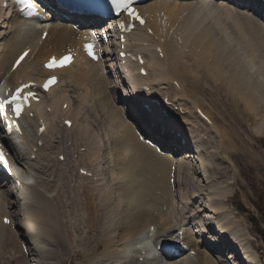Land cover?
<instances>
[{
	"label": "bare ground",
	"instance_id": "bare-ground-1",
	"mask_svg": "<svg viewBox=\"0 0 264 264\" xmlns=\"http://www.w3.org/2000/svg\"><path fill=\"white\" fill-rule=\"evenodd\" d=\"M142 9L145 13H153L154 15H157L159 17V20H161L162 18H166V20L160 21L163 25L172 24V22L175 25H177V28H178V31H179V34L182 40V47H183L182 52L175 51L173 49H166L165 51L166 61L164 62L160 61L154 55V53L150 52L148 56V60H149L148 67L151 71L154 72V74L152 75L153 79L155 78L154 81L164 76V72H165L164 65L166 66V68L168 65L169 73L177 74L179 77L184 78L183 80L186 82L185 84L189 83V79L187 78L186 72H188L189 75L191 72H194V74L201 73L202 76L205 78L203 79L202 77V79L205 81L206 80L208 81V78H209V80L217 79V81L222 82L219 87H214V89H219V88H222L223 86L225 93L232 95V97L241 95L240 97L242 98V100L245 103H247L248 106L253 107V110L254 109L256 110L257 114L255 113V115L257 117L260 116L259 112L257 111V107L258 108L264 107L263 106L264 79H257L256 77L257 75H255V73L260 72V77L264 76V23H263L264 18H259V16L257 15L255 11H249L251 7H249V9L248 8L243 9V6L241 4H237V6L236 5L234 6L231 3L227 2L226 0H151L147 4L143 5ZM159 11H164L166 14L164 15L163 13ZM0 12L4 13L5 10L0 8ZM6 17L7 16L3 15V23L7 22ZM28 24L29 22H27L26 20H20L15 17L12 18L11 21L8 20L7 25L0 24V78L3 77L4 74H6V72L10 69L13 57L23 47L25 35H28L29 38H34L32 41L33 51L35 52V50L41 49L43 54H46L47 52L45 48L49 49L50 47L52 49L62 50L63 48L66 47L68 42L71 41V35L73 34V31L67 28L70 25H60L59 23L50 24V26L48 27L49 35L47 39H45L43 42H40L39 41L40 30L38 31L35 26L31 27L29 30L28 29L25 30L24 26ZM232 25L236 26L237 30H235L234 28L232 29ZM223 27L224 29H226V31L221 29ZM137 37H138L137 41L139 45H142L143 43L141 40L145 39V35L140 32V33H137ZM244 47L245 49L242 50ZM247 47L253 50V54H252L251 60L249 62L244 63L241 59L242 58L241 51L248 52L249 49ZM182 54H186L187 59L190 62V65L188 66L187 71H184L181 69L180 58L182 57ZM255 54L259 61V65L258 64L256 65V61L252 62V58ZM77 61L79 62V60ZM35 63H36L35 57L32 54L29 55L24 60L22 65L16 71L11 73L8 79H12L14 77L18 78L20 75L22 76L23 79H26V78L36 77L37 74L46 75V74L51 73L48 71L38 69L40 67L37 68V64L35 65ZM73 69H78V70L76 73H74ZM96 70H97V67L94 65L88 66L85 70H83L81 66L75 68L74 65L68 68L57 70L56 73H58L61 76V78H60L58 85L53 89V91H50L49 94L55 93L57 96V93H60L59 88L61 87V84L63 85L64 82L66 81H67L66 85L71 86L73 88L74 87L77 88L78 84H76V82L78 81V79L81 80V84L88 85L90 83L97 90L95 91L93 96L92 94L90 96L86 94L82 95V97L77 101V105H75L74 99H69L70 95L67 93H65L67 96L63 94L62 96H57V97L53 96L51 99V106H53L54 109L58 113H60L61 115L68 114V113L72 114L73 125L71 126L70 129H74V128L76 129L74 130L79 133L78 137L80 136L81 138H78V137L77 138L74 137V138L80 141H84L85 144L88 146V152L92 151L91 145L95 146V149H97L98 153H100V150H102V147L100 146V143H99L100 140L98 139L100 132L97 128H95V123L92 121V117H89V116L84 117V119H86L87 121L86 124H83L80 121L83 117L81 115L82 111L83 109H86L88 101L93 100L92 103L94 106H96V108L93 107L91 110L93 109L97 110L98 109L97 106H99V107H102L101 109L103 113L110 114V117L106 114L107 116L106 118L108 119V122H111L110 126H112V124L114 123L113 120L116 118V116H114L113 113L115 112V115L118 116L119 121H118L117 126L119 127H115L116 131L113 130L112 134L110 132L111 127H109L105 136L107 137V139H109V136L112 137V135L115 138L114 140L115 144L114 142L111 143L114 145L110 147L111 150H109V154L111 156H109V159L110 160L113 159L116 168L119 169L117 170V172L118 171L119 172L117 173L115 171L116 169H114V166H113L114 164H112L111 167H113V170L115 171V173H117V175L111 174L110 177H111V180L113 181V184L117 183L116 181H118V184L121 182L123 183V185L121 184L122 186L118 187L119 190L121 189V192L119 193L120 196H118V199H116V203H113L115 200V197L117 198V196L114 197V194L111 191V187H109L110 186L109 183H107L105 187L103 186L102 187L95 186V187L98 190H101V195H102L101 198H103L104 200V204L103 202L101 203L99 202L101 204L100 207L106 205L105 210L108 208L109 211H111L112 209V213L111 212L106 213L108 214V216L110 215L111 217H113L114 215L116 216L122 213L124 215V218L126 216V218L130 219V221L125 220V223H124L125 225L121 224V225H124L125 231L130 236L128 238L127 237L122 238L128 241L127 247L122 248V249H126V253H124L123 257H130L131 254L135 255L133 251H136V245L140 247L142 246L145 248L150 247V245H152L151 240H152L153 249H154L164 240L173 239L176 231L180 228L182 229L184 228L185 232L183 234V243H184L183 245L189 247V249L195 250L197 254L196 256H192L190 254L188 258H185V260L184 259L180 260V263H183V264H221V263H218L217 260L213 259L211 254L205 248L204 249L201 248V246L203 245L201 241L195 237L196 235L194 236L193 233L195 232H190V230L187 228V224L189 223V221L188 223H181L180 221L181 224H178V225L174 223V226H177L176 228H173V227L171 228L169 226H166L172 223L171 218L168 217V213L170 212L168 208L171 205V193H172L171 192L172 184L169 181L170 179L169 176L171 177V174H173L174 176L173 175L172 176L174 177V179L175 177L178 179L177 181L178 183L179 181H182L183 183L186 177H189L186 171H189L195 177L196 174H199L197 170H195L197 167L198 169L201 170V172H204L205 174L207 172L208 174L209 173L208 170L210 168H208L207 162H211L212 164H215V163L216 164L213 166V169H212L213 171L212 170L210 171L214 173L216 177H223L224 173L228 174V171H226L224 166H219L220 163L218 162L217 154H219V158L221 157L220 160L223 159V157L225 156V153L230 154L232 150L230 148L231 140L227 138V134L224 133L223 130H219V148H221L220 152L219 153L217 152V154L215 155L213 154V152L206 151L205 157H201L200 155V159H202V162H200L201 164L195 161L196 159L195 151L189 150L188 147L186 148L187 150L184 149L180 153V154H183L184 156L183 157L179 156L181 159H180V162H178V164H177V161L171 156L165 157V156L158 155L157 152L152 147L144 143H141L138 140L137 129L135 128V126L131 122L125 119L124 115H122V113L119 111L121 110L120 108L118 110V108L115 105H112L114 101L111 100L108 93L109 92L111 93V91L113 93L114 90L113 88H108V87L110 86L116 87V86L112 85L111 84L112 82L108 78L104 80L99 75H96L95 77V75L93 74L98 72ZM23 71L26 72L24 75H22ZM198 76L200 75L198 74ZM69 81L73 83L70 85ZM84 82H87V83H84ZM103 82H106L108 84L110 83L107 87L108 88L107 90H105L103 87L100 86V83H103ZM182 84L183 86L185 85L184 83ZM193 86L198 88L199 84L192 82V86L190 87L193 89ZM211 86H214V85L211 84ZM78 88L81 89L82 91L89 90V88H87L86 90V88H82L80 86H78ZM98 89H99V92H98ZM186 89L189 90L188 88ZM98 94L101 95L100 99H94L93 97L97 98ZM59 101L61 102L60 105H59ZM66 102L68 104V107L66 108V110L60 109L61 105ZM109 105H112L113 110H114L113 113L108 112V110L110 111V108H107ZM197 106L198 105H195V108H197ZM71 109L72 110L74 109V111L72 112ZM204 112L207 114L209 119L212 121L211 126L208 123L201 120L198 116L197 117L195 116V119H193V121L196 122L197 125L199 124L200 127H207L209 125L211 128V131L215 133L216 132L215 128L217 127L215 124L217 123L215 118L211 117V113L209 111L204 110ZM179 117L180 116H178L177 118ZM97 118L102 120V117L99 116V114L95 116V120ZM27 120L29 123H31V125H33V122H34L33 118L28 117ZM191 121H192L191 119L189 120L187 119L185 120V124L190 125L189 124L190 122L191 123L190 126L194 128L193 130L191 128H188V130H189V135H191V137L193 138V143L196 146L195 149L199 151L202 146H203L202 149L203 148L208 149L205 143H207L210 146L209 148H211L210 140L211 138L213 139V136H211L209 140L206 139L208 141L201 139V142H202L201 143L199 139L200 138L199 135L201 134V132L199 131L200 127L192 126L193 121L192 122ZM202 121L204 123H202ZM88 122H92L93 125L90 123L88 124ZM260 124L261 125L264 124V117H261ZM171 125L173 127L180 128L179 125H177V123L175 122H172ZM48 127L50 128V130H48L47 133L45 134L47 135L45 144L48 141V136L50 134L54 136L53 133H51V127L50 126ZM67 132L68 131H65V133ZM72 133L73 135L75 134L74 132ZM34 134H36V130ZM64 137H66V135ZM33 138H34V135L33 136L28 135L26 139L23 135L20 137L23 145L25 146L24 148L22 145L21 151L23 153V156H21V161L23 165H26L28 168H31L33 172H35L34 184L21 181L22 190L19 192H21L20 194L23 195L24 201L28 202L26 204L27 206L26 209H24L25 217L22 219V224L24 225V228H25L24 232L26 234L25 233H22V234H24V236H26V238L29 239L30 241L35 240V242H37L38 240L36 238L37 234L39 233L46 234L47 236H50L51 238H54V239L56 238V240L59 239V241L57 242H62V244H64L66 239L63 237L62 232L60 234L59 233L60 230L57 231V230H54L53 228V227L58 228L57 225L52 226L53 229L41 227L42 225H38L40 223H46V221L44 219L42 222L41 221L38 222V220L42 219L41 214H40L41 210L32 205L33 203L32 199L34 198L31 195L42 194V191L40 189L41 187H39V185L41 184V181L37 183V181L43 177L40 175L42 173L41 171L46 173V175L42 173L44 176L49 177V174H52V171L50 172L49 167L45 168L44 165L43 167L42 163L44 162L46 164L47 160H51L53 158V157H51V159L50 157L45 158L48 155L46 154L45 144H43L41 148L38 149L39 150L37 152L38 159L36 161L31 160L30 155L34 152L33 150L34 147H32L33 145L30 144V142L32 141ZM27 144H29V146H26ZM59 148H60V145H59ZM61 149H62V146H61ZM59 154H60V149H59ZM201 154L203 155L202 152ZM41 156H45V157H43V159L40 160ZM124 156L125 157L127 156L128 158L127 157L124 158ZM92 157H94L93 154H92ZM44 159L46 160L43 161ZM96 160H98L99 162V160L101 159H98L96 157ZM191 161L193 162V164L190 165ZM54 162L56 161L53 158V160L50 161V165L54 164ZM30 166H34V168ZM108 169L110 170V165H108ZM145 172L147 174L148 172L152 173L153 175V177H151L152 182L149 179L150 177H145L146 179L148 178L151 183H148L149 180H145L143 178V176L145 175L144 174ZM119 175H121L122 177L121 176L119 177ZM51 177H54V174H52ZM123 178L125 179V183H124V180L121 181V179ZM209 178H211V186L208 185V188L209 189L211 188L210 190L211 193L209 194V201H206L205 203V206H207L209 211H206L204 209L205 207L204 208L202 207V210L199 207H197L196 209L194 208L195 202L197 204V200L200 201L201 199L200 197L201 192L198 191L199 192L198 193V192L193 191L192 192L193 196H191V198L194 197L195 199H197L196 201H193L191 199L190 201H188V198L186 195L178 196V198L180 197L183 201H182V209L181 210L177 209V210L182 212L185 202L189 203V208L183 214H174L173 221L175 219L177 220L179 218L184 217L187 212L189 211L192 212L191 210L193 209L196 211V214L203 212L204 210H205L204 212L205 214L207 212H210L211 215L215 214L218 217L216 219V223L218 224L220 233L226 232L230 234V236H232V238L236 240V245L239 244L240 249L246 248L245 250L248 253V255L246 256V259L250 261V263L252 261H255V258L253 257L250 249L247 247L243 239L245 236L242 237L243 234L241 233H243L242 231L243 228H241V224H242L241 221H238V218L236 219V217L232 215L231 210L227 209L228 205L226 203L229 198L227 195V192L229 193L228 191L229 186L223 189L219 188L218 186L219 184L214 183V179L212 178V176L211 177L209 176L207 180ZM196 180L194 179L193 181H196ZM172 182H176V181H172ZM29 189L30 191H28ZM90 189H93V187ZM118 189L117 191H119ZM14 190L18 191L17 189H14ZM2 191L3 190L0 187V193ZM151 194L157 195L158 198L157 196H152L155 199H152V197L148 198V195L150 196ZM43 195L46 197L47 201L44 199L45 197L43 198L44 200H40V201H43L44 204H46L45 202H47V204H51V201L49 200V198H47V195L45 194ZM60 196L62 195L60 194ZM60 196H57L58 199ZM74 196L76 199L78 198V196L77 197L76 195ZM54 198L56 199V197ZM172 198L174 201L173 195H172ZM36 200H38L37 197H36ZM162 201H165L164 206H162L164 204V202ZM122 202H124L125 210L123 209V211H119L118 208L121 206L120 203ZM5 204L8 205V202H6ZM173 205H174V202H173ZM200 207H201V204H200ZM115 209H118V212H113L115 211ZM30 210L32 211L34 210V211L31 212ZM177 210L175 208V211ZM34 212L35 213L37 212V214H35ZM156 212H158L159 215L158 214L157 215L160 216V218H163V221H164V223L161 226L160 231L158 230V227L160 228V226H158V219L154 220ZM122 214L121 216L123 217ZM198 216H197V219H198ZM204 216L208 218L207 215H204ZM200 217H201V214H200ZM205 217H203L202 219V222H203L202 225L200 224L202 226L201 231H204L205 233H207L208 231L211 232V229L208 227L207 223L205 222ZM212 218L213 216H211V219ZM176 220L174 222H176ZM129 222H130V225H129ZM152 225H155L157 227H155L154 229L152 228ZM113 230H118V229L117 227L116 228L114 227ZM157 231H159V234L161 235L155 233ZM162 231L164 232L166 231V232L160 233ZM6 232L8 233L10 242L13 241L14 239L12 238L14 237V235H12L11 229L0 225V235L2 234V236H4L5 234H7ZM9 233L11 236L9 235ZM124 233L123 235H126V233L125 234ZM141 234L142 235L144 234L142 238H140ZM202 234H201V238H202ZM2 236H0V239L2 238ZM116 236H119V234H116L115 236L113 235L112 236L113 239ZM152 236L155 237V241H153ZM103 237L104 236H102V238ZM112 237H110L111 239L109 237H105V239L108 241V238H109L110 241L111 240L113 241ZM139 238L141 241L137 242ZM133 241H136L135 244H131ZM35 242L31 241V244L36 245ZM100 242H101V239L99 240V243ZM110 243L112 245L113 242H109L108 244ZM100 244H103V243H100ZM207 247L212 251H214L215 249L211 243H209ZM32 250L33 249H31L30 251ZM120 250H118L119 252L115 251L114 253H116V255L114 254L112 257L118 256L119 253H121ZM106 251H110V249H107ZM106 254L108 255V253ZM106 254H104V256ZM111 254H113L112 251H111ZM137 254L135 256H137V259H138L139 255ZM31 255L34 256V254H31ZM121 255L122 254H120V256ZM120 258L123 259L122 257ZM43 259L45 260V258ZM128 259L126 260L125 258V261L127 262ZM32 261H36V260L32 259ZM115 261H112V263L110 264H113ZM133 261L134 260L130 259L128 262L129 263L132 262L131 264H133ZM137 263H138V260H137ZM152 263H153V260H152ZM41 264H44V261H42Z\"/></svg>",
	"mask_w": 264,
	"mask_h": 264
},
{
	"label": "rangeland",
	"instance_id": "rangeland-1",
	"mask_svg": "<svg viewBox=\"0 0 264 264\" xmlns=\"http://www.w3.org/2000/svg\"><path fill=\"white\" fill-rule=\"evenodd\" d=\"M233 28L235 30H237L236 26H234V25H232V29ZM221 29L226 31V29H224V27ZM247 48L249 49L248 52L241 51V53H242L241 59L244 63L249 62L251 60V57L253 54V50L249 47H247ZM244 49H245V47L242 50H244ZM253 61H256V65L257 64L259 65V61L257 59L256 54L252 58V62ZM185 71H187V70H185ZM186 73H187V78L189 79L190 86H192V82L199 84L198 88L193 86V90L194 91L196 90L195 96L197 98V102L201 105V107L204 106L207 110H209L211 112V117L212 118L214 117L216 119V122L219 123L218 124L219 127L215 128V131H216L215 133L218 134L217 135L218 138H219V130H223L224 133L227 134V138L231 140V142L229 141L231 143V146H230V148L232 149L231 153L230 154L225 153V156H228L231 159V162L237 164V166L240 168V172L242 175L243 182H241L242 184H238V185L233 182L232 173L230 172V168L228 167V164L224 163L223 159L221 161L219 158V154H217V152L218 153L220 152V149H219V151L217 149V140H216L215 136L210 134L209 137L213 136V139L211 138V140H210L211 148H209L210 146L207 143H205V145L207 146L208 149H204V148L202 149L203 146L200 148V150H199L200 154H201V152L203 153V155L201 154V157H205L206 151L213 152V154H215V155L217 154L218 162L220 163L219 166H224L226 171H228V174L224 173L223 177H216V175L214 173H212L209 169L208 174H207V172H206V174L204 172H202L205 176H201L200 174H196L194 177V175L192 173H190L189 171H186V173L189 175V177H186V179H185L186 181L184 180L183 183H182V181H179V183H178L177 182L178 179L176 177L174 179V177H173L174 175L171 174L172 179L169 176V178H170L169 181L172 184V190H171L172 193H171V205L168 208V210L170 211L168 213V217L171 218L172 223L169 225H166V226H169L171 228L172 227L176 228L177 226H174V223L178 225L181 223H188V221H189V223L187 224V228L190 230V232H195V233L196 232L197 233L202 232L201 231L202 230L201 225L203 223L202 219L205 216H203L201 219H199V217H200L201 213L205 212V210L203 212L196 214V211L193 209V210H191L192 212H190V211L187 212L184 217L179 218L177 220L175 219L176 222H174L175 220L173 221V215L174 214H183L189 208V203L185 202L183 211L181 212V211L177 210L176 206L179 203L178 202V199H179L178 196L179 195L180 196L186 195L188 198V201H190L192 192L193 191L194 192L200 191L201 192L200 193L201 199L199 202H200V204H202L204 206L206 201H209V193L211 192L210 191L211 188L210 189L208 188V185L211 186V178H209L208 180H207V178L209 176L210 177L212 176V178L214 179V183L219 184L218 185L219 188L223 189V188L229 186V189H228L229 193L227 192V195L229 197L228 204H233L235 206L233 208V210H231L232 215L235 216L236 219L238 218V221H241V223H242L241 228H243L242 229L243 233H241V234H243L242 237L245 236L243 239H244L247 247H250V248L252 247L253 249H256L257 251H253L254 257H256V259H260L259 260L260 264H264V241L262 240V237L259 234L260 231L264 232V124H262V125L260 124L261 117H264V107H262V108L257 107V111L260 114V116L257 117L255 115V113L257 114L256 110L255 109L253 110V107L248 106L247 103H245L242 100V98L240 97L241 95H237L235 97H232V95L225 93L223 86H222V88L214 89V87H219L222 82L217 81V79L209 80V78H208V81L207 80L205 81V80H203L205 78L202 76L201 73H195L197 79H195V77H193V76H191L189 78V76H190L189 73L188 72H186ZM198 74L200 76H198ZM93 75H95V77H96V75H99L104 80L107 79L106 77L102 76L99 72H96ZM255 75H257L256 76L257 79H264V76L260 77V72L259 73L256 72ZM202 77H203V79H202ZM97 80H99V79H97ZM72 83L73 82L69 81L70 85ZM84 83H87V82H84ZM65 84H67V83H64V87H62V90H60L61 92L64 91V89H67L70 87L68 85L65 86ZM76 84H78V86H80L82 88H87V84L86 85L81 84L80 79H78ZM109 84L106 82H103V83H100V86L103 87L105 90H107L108 88H113V90H115L114 89L115 87H112V86L108 87ZM211 84L214 86H211ZM89 88L93 92L94 86L92 84H90ZM69 93L71 96H74L76 94L79 95L80 93H82V90L77 88L74 91H70ZM171 93L175 97H177L175 92L173 93L171 91ZM61 94L62 93H57V96H59ZM65 96H67V95L65 94ZM79 97L77 99H74L75 105H77V101L79 100ZM92 105H93V103L88 101L86 109H83L82 114H81L83 116L82 119L80 120L81 123H83V124L87 123V121H86V119H84V117H86V116L90 117V115H91L90 111L93 108ZM263 106H264V103H263ZM113 114L115 115V112ZM122 115H123V113H122ZM115 116H116V118L113 120L114 123L112 124V126H110V123H108V121L104 120L103 116H102V120L101 119L96 120V121H95V119L93 120V122L96 124L95 128H97L99 130L100 135L102 134L101 136L99 135V137H98V139L100 140L99 143H100V146L102 147V150H100V153H98L97 149H95V146L91 145V149H92L91 152L94 155V158L97 157L98 159H101V160H99V163L102 166L99 164V167H97V169L99 170V173H100V170L102 169V172L100 173L101 180L106 179L107 183L110 184L109 187H111V191L113 192L114 197L117 196V198L115 197V200L113 203H116V199H118V196H120L119 193L121 192V189L119 190L118 187L123 185L122 182L119 183L120 184L119 185L118 181H116L117 183L113 184V181L111 180V177H110L111 174L117 175V173L119 172V171L117 172V170H119V169L116 168L113 159L112 160L109 159V156H111L109 154V150H111L110 147L115 144V142H114L115 138L113 137V135H112L113 138L111 136H109V139H107V137L105 136L109 127H111L110 128L111 134H112L113 130L116 131L115 127H119V126H117L118 121H119L118 116L117 115H115ZM89 123L93 125L92 122H88V124ZM202 123H204V122L202 121ZM189 124L191 125L190 122H189ZM198 126L200 127L199 124H198ZM56 128L59 131V127L57 126ZM203 128H204V131L202 133H206L207 128L206 127H203ZM57 129H55V130H57ZM74 129H70V130L75 133L74 134L75 136L73 135V133L71 131L67 134H65L63 131H59V133L61 134V138L66 135V137H64V141L62 143L60 142L62 149H61V147L59 148L58 142L55 143L56 140H54V136H52L50 134L48 136V141L45 144L46 154L48 156L47 157L41 156L40 160L43 159V157H45V158L50 157V159H51V157H53L55 155L58 156L59 155V149H60V152H61V150L64 151V149L72 150V147H66L65 141L67 139L70 142V141H72L73 137H75V138L78 137L79 133L75 131L76 129L75 130ZM256 129L260 132V135ZM255 132H258V133H255ZM94 133H95V131H94ZM78 138H81V137L79 136ZM199 139L201 142V136ZM206 141H208V140H206ZM113 142H114V144H111ZM70 156H71V154L69 155V157ZM126 157L124 156V158H126ZM45 160L46 159H44L43 161H45ZM51 160H53V158ZM51 160H47L46 164L43 162L42 166L44 165L45 168H48L50 166ZM201 162H202V159H201ZM213 163H215V162H213ZM66 164H68L67 169L70 170L68 179H67V176L62 174L61 173L62 171H60V170H63V168H64V166H63V167H60V169H58V170L56 169L57 172L52 171V174H54V177H51L52 174H49L50 178L48 176H44V175H46V173L41 171L44 175L41 173L40 175L43 177L37 181V183H39V181H41V184L39 185V187H41L40 189L42 191V194H39V195L40 196L43 194L47 195V198H49V200L51 201V204H47V202H45L46 204H44L43 201H40V200H44V199L47 201V199L44 195L41 197L38 194L31 195V196H33V198H34V199H32L33 200L32 205L41 210L40 214H41L42 219L39 218L41 220H38V222H40V221L42 222L44 219L46 221V223H40V224L37 223V224L42 225L41 227H46L49 229L52 228V226L57 225L58 228H55V227H53V228H54V230H57V231L60 230V232H59L60 234L62 232L63 237L66 239L65 243L67 246L65 245V243L62 244V242H57V241H59V239L56 240V238L54 239V238H51L50 236H47L46 234L39 233L36 235V238L39 240V242L37 240L38 243L35 242V240H31V241H34L36 243L35 246H36L37 250L33 252V254L35 256L28 257V256H26V254L24 253V251L21 247V240H24V241L26 240L28 242V239H26V238L24 239V237H22V236H15L14 235L15 238L14 237L12 238V239H14L13 240L14 242L13 241L10 242V239L8 237V233L6 232L7 234H5L4 236H2V234L0 235L3 238V239L2 238L0 239V241H1L0 242V264H29L30 258L36 260L35 262H32L34 264H41L42 261H44V264H108L107 259L111 260V259H115V258H116L115 259L116 261L114 260L115 262L113 264H116V263H118V264H131L132 262H130V263L128 262L130 259L134 260L133 264H139V262L137 263V260H138L137 256H135L137 254L136 251H133L135 255L131 254V256H133V257L135 256L134 258L131 256L130 257H123L124 253H126V249H122V248L127 247L128 241L126 239H122V238L130 237L129 234L124 229V225H125L124 223H125V220L130 221V219L126 218V216L124 218V215L122 213L121 214L123 215V217L121 216V214L120 215L118 214L116 216L114 215L113 216L114 218L111 217L110 215L108 216V214H106V213L107 212L112 213V209H111V211H109L108 208L105 210L106 205L100 207V205H101L100 203L103 202V204H104V200H103V198H101L102 197L101 190H98L97 188H95V186L100 181L94 182L88 177H81V175H79L77 173L76 169H74L72 167L70 158H69L68 163H66ZM112 164H114L113 166H114V169H116L115 171L117 173H115V171L113 170V167H111ZM52 165L53 166L57 165V162H54V164H52ZM108 165H110V170L108 169ZM34 166H30V167L34 168ZM70 167L72 169H70ZM97 169H96V171H97ZM225 169H224V171H225ZM21 170L24 172H27L28 169H21ZM148 171H150V170H148ZM50 172H48V173H50ZM144 174L145 175L143 176V178L145 180L150 179L152 182V178H151V177H153L152 173L148 172V174H147L145 172ZM70 176H71V178L69 180ZM120 176L121 175H119V177ZM145 177H150V178L146 179ZM29 178L30 179L28 181L34 180V178L31 175ZM143 178H142V180H143ZM196 178H197V180H196ZM194 179L196 181H193ZM106 180L102 181L103 182L102 184L106 183ZM110 180L112 183L110 182ZM123 180L125 183L124 178L121 179V181H123ZM150 180H149V182L148 181L147 182L151 183ZM171 180L176 181V182H172ZM180 182H181V184H180ZM92 187H93V189H90ZM103 187H105V186H103ZM117 189L119 191H117ZM28 191H30V189ZM63 193H64V195H63ZM60 194L62 196H60ZM229 194H230V196H229ZM74 195H76V197L78 196V198L76 199ZM172 195L174 197V201H173ZM57 196H60L59 199ZM152 196H157V195L151 194L150 196L148 195V198H151ZM36 197L38 200H36ZM51 197L52 198L56 197V199L55 198L52 199ZM62 197H64V198H62ZM169 197H170V195H169ZM157 198H158V196H157ZM152 199H155V198L152 197ZM77 200H78V202H77ZM54 201H56V202H54ZM80 202H81V204H80ZM162 202H164V204L162 205V206H164L165 201H162ZM173 202H174V205H173ZM199 202L197 201V204ZM122 203H120L121 206L118 208L119 211H123V209L125 210L124 202H122ZM47 206H49V207H47ZM92 207H95L96 210L95 209L92 210ZM228 207H230V206L228 205ZM241 207L244 209L243 212L240 211V209L238 210V208H241ZM114 208H116V207H114ZM175 208L178 212L175 211ZM194 208L195 209L197 208L196 203L194 205ZM118 209H115V211H113V212H118ZM30 211L33 212L34 210L33 211L30 210ZM207 211H209V209ZM35 214H37V212ZM98 214H99V216H98ZM157 214H158V212H156L154 220L158 219V226H160V228L158 227V230L160 231L161 226L164 223V221H163V218H160V216H158L159 214L158 215ZM205 215H207L208 218H210V219H211V216H213V218L215 217V219L218 218L217 215H215V214L211 215L210 212H207ZM197 216H198V219L200 220V222L197 219ZM43 217H45V218H43ZM157 217H159V218H157ZM78 220H79V222H78ZM120 220H121V222H120ZM159 221H160V223H159ZM177 221H179V222H177ZM180 221H181V223H180ZM121 224H124V225H121ZM129 225H130V222H129ZM118 226H119V228H118ZM242 226H244V227H242ZM114 227L115 228L117 227L118 230H113ZM155 227H157V226L152 225V228L155 229ZM159 231H157L155 233L159 234ZM111 232H113V233H111ZM122 232L123 233L125 232L126 235H123ZM165 232L162 231L160 233H165ZM195 233H193L194 236L196 235ZM116 234H119V236H116L113 239L112 236L113 235L115 236ZM9 235H10V233H9ZM159 235H161V234H159ZM102 236H104V237L102 238ZM141 236H142V234H141ZM105 237H109V238L112 237L113 241L112 240L110 241L111 238L110 239L108 238V241H107L105 239ZM100 239H101L100 243H103V244L99 243ZM104 239H105V241H104ZM106 241L108 243L109 242H113V243L111 245V243L108 244ZM140 241L141 240L139 239V241H137V242H140ZM153 241H155V237H153ZM135 242L133 241L131 244H135ZM248 242H249V244H248ZM133 247H134V245H133ZM107 249H110V251H106ZM118 250H120L121 253H119V255L117 254L118 256L112 257L114 254L116 255V253H114V252L115 251L117 252ZM111 251L113 252V254H111ZM122 251H123V253H122ZM106 253H108L109 256L111 254V256L109 257ZM104 254H106V255L104 256ZM120 254H122V255L120 256ZM137 255H139V254H137ZM120 257H122L123 259H121ZM43 258H45V260ZM125 258H126V260L129 258L127 261L128 263L125 261ZM135 260H136V262H135ZM39 261H40V263H39Z\"/></svg>",
	"mask_w": 264,
	"mask_h": 264
},
{
	"label": "snow or ice",
	"instance_id": "snow-or-ice-1",
	"mask_svg": "<svg viewBox=\"0 0 264 264\" xmlns=\"http://www.w3.org/2000/svg\"><path fill=\"white\" fill-rule=\"evenodd\" d=\"M134 0H108V4L110 5L109 11H114L116 13V19H119L121 12H126L127 15L133 21H139L141 24L145 23L143 18L139 15L137 9L133 6ZM19 3L22 5H27L29 9H34L35 5L33 4L32 0H19ZM88 54L95 57L94 46L89 44L86 45ZM28 53L25 52L21 57L17 60V66L19 63L27 56ZM72 60L71 56H65L60 59L53 57L51 61L46 65L49 69H53L56 67H64L69 64ZM57 77H50L47 82L44 84V89L48 90L52 85L57 82ZM33 85H23L20 88H17L15 94L10 96L8 99L0 101V115L7 116V109L11 106L12 112L14 113L15 117L19 118L22 114V110L24 107L25 101H29L32 98H36V94L34 92L29 91L27 95H24L25 89L31 88ZM145 119L148 118L147 113H143ZM69 125L71 122H67ZM156 130L162 137H167L169 135V128L164 123H158L156 126ZM0 163L7 165L8 161L6 159L5 151L3 145H0ZM6 222H8L6 220Z\"/></svg>",
	"mask_w": 264,
	"mask_h": 264
}]
</instances>
